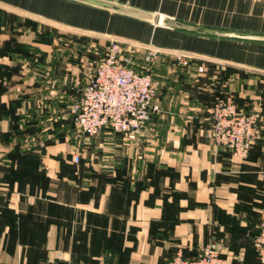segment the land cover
Returning a JSON list of instances; mask_svg holds the SVG:
<instances>
[{
  "label": "crops",
  "instance_id": "crops-1",
  "mask_svg": "<svg viewBox=\"0 0 264 264\" xmlns=\"http://www.w3.org/2000/svg\"><path fill=\"white\" fill-rule=\"evenodd\" d=\"M103 1L192 29L74 0H0V264H169L210 242L227 264H261L252 244L264 208V0ZM57 28L160 51L141 72L160 110L136 141L74 132L78 78ZM225 98L259 115L244 157L211 139Z\"/></svg>",
  "mask_w": 264,
  "mask_h": 264
},
{
  "label": "built area",
  "instance_id": "built-area-1",
  "mask_svg": "<svg viewBox=\"0 0 264 264\" xmlns=\"http://www.w3.org/2000/svg\"><path fill=\"white\" fill-rule=\"evenodd\" d=\"M179 57L180 63L188 64L186 59L190 56ZM198 72H202L201 67ZM155 89L149 74L137 73L128 59L118 58L117 46L112 41L108 53L86 80L79 99L70 106V114L78 130L86 136L107 128L133 142L144 130L150 114L160 110ZM258 120L257 112H241L231 98L217 100L211 111V139L233 157H244L257 136ZM73 161L78 162L79 157L74 155ZM252 245L258 262L264 264V208ZM169 264H227V260L220 246L210 242L197 258L176 255Z\"/></svg>",
  "mask_w": 264,
  "mask_h": 264
},
{
  "label": "rangeland",
  "instance_id": "rangeland-1",
  "mask_svg": "<svg viewBox=\"0 0 264 264\" xmlns=\"http://www.w3.org/2000/svg\"><path fill=\"white\" fill-rule=\"evenodd\" d=\"M1 12H4L2 16H7L6 18L14 17L13 13L7 11ZM55 33L57 34V48H63L66 44V47L71 49L73 52V74L74 77L76 76L78 78V80L74 81L73 95H77L79 92L81 94V90L84 85L82 88H80V85L84 83V78L86 81L92 74L98 62L106 56L109 49L111 48L112 41L117 46L118 58L128 59L130 61L131 67L137 73H141L142 71L148 69L149 66L158 59L157 55L160 53L159 50L134 43L123 42L114 38H107L93 34H84L75 30L64 31L57 28ZM168 56H170L168 58H171L175 64L183 65L180 63L181 61H179V59H181L179 57L180 53L170 52ZM190 59L191 58L186 60L190 62ZM72 125L74 132H77L78 128L76 127L73 120ZM51 130H54L52 125Z\"/></svg>",
  "mask_w": 264,
  "mask_h": 264
},
{
  "label": "water",
  "instance_id": "water-1",
  "mask_svg": "<svg viewBox=\"0 0 264 264\" xmlns=\"http://www.w3.org/2000/svg\"><path fill=\"white\" fill-rule=\"evenodd\" d=\"M74 1L96 6L98 8H102L105 10H110L115 13L124 14L130 17H133V18H137V19H140L146 22H150L155 25L175 27L179 29H192L190 26L181 24L171 18L162 17L158 14H150V13L138 11V10L126 7V6L113 4V3L106 2L103 0H74Z\"/></svg>",
  "mask_w": 264,
  "mask_h": 264
},
{
  "label": "trees",
  "instance_id": "trees-1",
  "mask_svg": "<svg viewBox=\"0 0 264 264\" xmlns=\"http://www.w3.org/2000/svg\"><path fill=\"white\" fill-rule=\"evenodd\" d=\"M41 40H45L44 37H41ZM73 120V119H72ZM255 237V236H254ZM187 259V258H186Z\"/></svg>",
  "mask_w": 264,
  "mask_h": 264
}]
</instances>
